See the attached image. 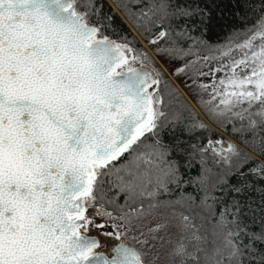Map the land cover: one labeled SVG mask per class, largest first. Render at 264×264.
I'll use <instances>...</instances> for the list:
<instances>
[{
    "label": "snow or ice",
    "instance_id": "6c2138e0",
    "mask_svg": "<svg viewBox=\"0 0 264 264\" xmlns=\"http://www.w3.org/2000/svg\"><path fill=\"white\" fill-rule=\"evenodd\" d=\"M116 4L0 0V264H264V14Z\"/></svg>",
    "mask_w": 264,
    "mask_h": 264
},
{
    "label": "trees",
    "instance_id": "16d2710c",
    "mask_svg": "<svg viewBox=\"0 0 264 264\" xmlns=\"http://www.w3.org/2000/svg\"><path fill=\"white\" fill-rule=\"evenodd\" d=\"M110 1L102 0L104 13L111 14L115 17L117 27L123 28L124 30L131 29L133 34L138 35L136 29L131 24V21L124 16L122 10L116 4V0ZM191 2L193 5L199 4L201 8H206L211 11L212 19L207 25L208 32L205 39H209L214 43L226 41L232 30L243 29L250 26L257 16L264 14L261 13V9H264V0H241L240 3H237L236 0H191ZM202 28L203 25L200 29H197L195 34L200 35ZM196 107L202 111V114H204L203 110L198 105H196ZM203 116L209 123L201 116L204 122L213 128L216 133H219V135L225 140L239 143V141L236 140V137L232 135L230 127L227 130H224L214 124L205 114ZM201 135L203 136L207 134L201 133ZM166 139H170V137L166 136ZM239 146L245 151H248L251 155L256 156V154L246 145L240 143ZM256 159L264 160V157L256 156ZM188 191H191V189H188Z\"/></svg>",
    "mask_w": 264,
    "mask_h": 264
},
{
    "label": "rangeland",
    "instance_id": "374dc122",
    "mask_svg": "<svg viewBox=\"0 0 264 264\" xmlns=\"http://www.w3.org/2000/svg\"><path fill=\"white\" fill-rule=\"evenodd\" d=\"M108 1H110V0H108ZM111 2V1H110ZM121 15V14H120ZM251 26V25H250ZM143 42V44H144V46L146 47V48H148V50L150 51V52H152L153 50H152V48H151V46L150 45H148L147 44V42H145V41H142ZM225 42V41H224ZM168 71L170 72V69H168ZM185 92H186V94L188 95V93H187V90L186 89H183ZM193 103H194V101H193ZM199 111L202 113V111L199 109ZM204 115V114H203ZM208 121V120H207Z\"/></svg>",
    "mask_w": 264,
    "mask_h": 264
},
{
    "label": "water",
    "instance_id": "95a60500",
    "mask_svg": "<svg viewBox=\"0 0 264 264\" xmlns=\"http://www.w3.org/2000/svg\"><path fill=\"white\" fill-rule=\"evenodd\" d=\"M182 91H184L183 89H182ZM185 92V91H184ZM185 94H186V92H185ZM187 95V94H186ZM193 105H194V103H193ZM194 107H196V105H194ZM196 110L200 113V115L207 121V119L203 116V114L199 111V109L196 107ZM208 122V121H207ZM209 123V122H208Z\"/></svg>",
    "mask_w": 264,
    "mask_h": 264
}]
</instances>
